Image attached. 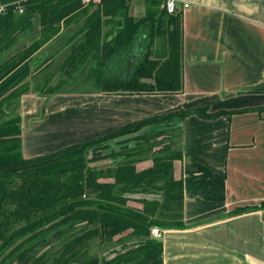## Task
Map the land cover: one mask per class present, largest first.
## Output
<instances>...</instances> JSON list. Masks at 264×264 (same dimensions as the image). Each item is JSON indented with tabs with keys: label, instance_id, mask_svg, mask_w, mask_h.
I'll return each mask as SVG.
<instances>
[{
	"label": "trees",
	"instance_id": "obj_1",
	"mask_svg": "<svg viewBox=\"0 0 264 264\" xmlns=\"http://www.w3.org/2000/svg\"><path fill=\"white\" fill-rule=\"evenodd\" d=\"M132 1L0 0L6 6L0 14V264H163V242L151 237L152 228L185 226L184 186L174 177V161L182 157L176 122L192 113L214 118L225 111L182 109L45 155L22 152L20 98L70 91L64 86L87 60L88 74L104 94L183 90L182 11L158 9L161 2L151 0L146 16L135 18ZM111 22L120 26L107 40L103 29ZM154 36L166 44L157 58L149 51ZM56 41L54 52L35 62L36 53ZM58 55V71L68 79L60 87L50 85L51 77L36 80ZM131 135L133 145L112 148ZM147 159L153 165L138 170ZM102 160L111 162L93 165ZM131 195H143L142 209L128 205ZM107 252L117 254L106 258Z\"/></svg>",
	"mask_w": 264,
	"mask_h": 264
},
{
	"label": "crops",
	"instance_id": "obj_2",
	"mask_svg": "<svg viewBox=\"0 0 264 264\" xmlns=\"http://www.w3.org/2000/svg\"><path fill=\"white\" fill-rule=\"evenodd\" d=\"M149 1L133 0L131 15L145 17ZM159 1L158 9L166 7L167 0ZM176 1L183 14V90L104 94L76 89L78 82L97 85L88 74L65 93L24 94L23 155H45L182 109L225 111L214 118L192 113L176 122L182 157L174 161V177L184 186L185 226L162 230L163 264H264V0ZM119 26H104L107 40ZM154 37L149 51L157 58L166 44ZM52 44L36 53L35 62L54 52L58 45ZM44 73L42 78L34 74L35 79L43 80ZM102 161L100 166L111 162ZM152 165V159L143 160L137 169ZM142 196L131 195L128 205L142 209Z\"/></svg>",
	"mask_w": 264,
	"mask_h": 264
},
{
	"label": "rangeland",
	"instance_id": "obj_3",
	"mask_svg": "<svg viewBox=\"0 0 264 264\" xmlns=\"http://www.w3.org/2000/svg\"><path fill=\"white\" fill-rule=\"evenodd\" d=\"M156 39V38H155ZM61 40V39H60ZM158 41V43H162L163 41L160 39V38H157L156 39V42ZM60 41H56L55 43H54V45L52 46V47H57V45H58V43H59ZM49 45V44H48ZM45 56H43L42 55V58H39V61H38V63H40L42 60H43V58H44ZM61 61H62V58H60V56L58 55V58H55L54 59V62H56L57 64H56V66H55V68H53V66L55 65H53L52 66V68L51 69H48V70H46V72L44 73V76L46 77H44L43 78V83H45L46 81H47V79H48V77H51L52 78V80H51V83H50V85L52 86V85H55V84H57L56 86L57 87H60V85H59V83H60V81H63L64 79H66L67 77L64 75V76H62V77H60L59 76V74H60V71H58V66H60L61 65ZM90 61L91 60H87V61H85L84 62V64H82L81 65V67L79 68V69H77V70H74L73 72H72V76L68 79V84L67 85H65L64 86V88H69V87H72L73 85H75L76 83H77V81L78 80H80V79H83V78H85L87 75H88V72H89V66H90ZM53 69V70H52ZM42 83V84H43ZM92 84L91 85H86V84H81L80 82H78L77 84H76V89H90V90H98V86L97 85H94L95 83H94V80L91 82ZM19 106H18V109H17V113H20V111H21V98H20V101H19V104H18ZM20 115H21V113H20ZM174 134V133H173ZM132 137L133 136H130V137H127L126 139L125 138H120V139H118L114 144H111L112 145V148H114V149H120L121 148V146H122V144L123 143H125L126 141L127 142H129L130 144L131 143H133L132 142ZM125 139V140H124ZM107 163V162H106ZM151 237H153V238H155L154 236H152V233H151ZM158 239V238H157ZM97 242H98V240H97ZM97 250V249H96ZM102 249L100 248V249H98V253H100V255H102ZM107 253H110V252H107ZM106 254V253H105Z\"/></svg>",
	"mask_w": 264,
	"mask_h": 264
},
{
	"label": "built area",
	"instance_id": "obj_4",
	"mask_svg": "<svg viewBox=\"0 0 264 264\" xmlns=\"http://www.w3.org/2000/svg\"><path fill=\"white\" fill-rule=\"evenodd\" d=\"M91 0H83L84 3H89ZM95 1H100V0H95ZM178 6V3L176 0H167L166 2V8L169 12H174L176 11ZM187 4H184V7H187ZM6 9L5 5H0V14L3 13ZM19 12L23 13V8L20 7L19 8ZM152 236H154L155 238H160L162 236V230L159 229L158 227H154L151 230Z\"/></svg>",
	"mask_w": 264,
	"mask_h": 264
},
{
	"label": "water",
	"instance_id": "obj_5",
	"mask_svg": "<svg viewBox=\"0 0 264 264\" xmlns=\"http://www.w3.org/2000/svg\"><path fill=\"white\" fill-rule=\"evenodd\" d=\"M151 129H153V128H151ZM146 131H148L147 129H144L143 131H141L140 133H144V132H146ZM135 136V135H134ZM113 144V143H112ZM103 163H105V161H99V162H96V163H93V165H101V164H103ZM92 165V164H91ZM149 197H155V198H158L157 196H149ZM119 251H122L121 249H118ZM116 254H117V252H113V253H108L107 254V256H110L109 258H113V257H115L116 256Z\"/></svg>",
	"mask_w": 264,
	"mask_h": 264
}]
</instances>
